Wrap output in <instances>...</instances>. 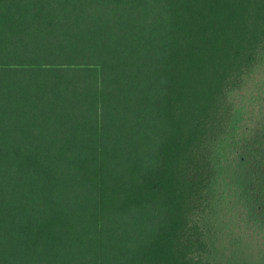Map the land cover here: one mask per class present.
<instances>
[{
	"label": "trees",
	"instance_id": "1",
	"mask_svg": "<svg viewBox=\"0 0 264 264\" xmlns=\"http://www.w3.org/2000/svg\"><path fill=\"white\" fill-rule=\"evenodd\" d=\"M263 60L264 0H0V264H212L214 179L264 203Z\"/></svg>",
	"mask_w": 264,
	"mask_h": 264
},
{
	"label": "rangeland",
	"instance_id": "2",
	"mask_svg": "<svg viewBox=\"0 0 264 264\" xmlns=\"http://www.w3.org/2000/svg\"><path fill=\"white\" fill-rule=\"evenodd\" d=\"M228 98L241 131H251L262 123L264 60L247 77L242 89ZM235 171L217 176L209 191L210 223L205 222L211 227L210 236H214L212 264H264V203L244 183L231 177ZM256 216L260 222L255 221Z\"/></svg>",
	"mask_w": 264,
	"mask_h": 264
}]
</instances>
